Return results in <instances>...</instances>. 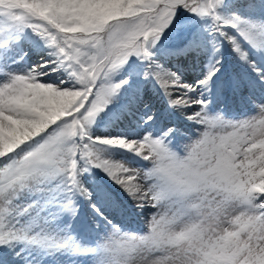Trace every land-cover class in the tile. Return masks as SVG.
<instances>
[{
    "label": "snow or ice",
    "instance_id": "obj_1",
    "mask_svg": "<svg viewBox=\"0 0 264 264\" xmlns=\"http://www.w3.org/2000/svg\"><path fill=\"white\" fill-rule=\"evenodd\" d=\"M170 38L167 55L202 66L194 82L159 59ZM25 41L45 57L14 69ZM133 75L199 126L194 139L153 131L148 104L137 131L94 134L106 110L137 118L139 90L122 100ZM223 87L253 114L212 111ZM93 169L156 210L145 231L110 219L122 209L109 195L93 200ZM81 198L104 225L88 243L61 226ZM0 264H264V0H0Z\"/></svg>",
    "mask_w": 264,
    "mask_h": 264
},
{
    "label": "rangeland",
    "instance_id": "obj_2",
    "mask_svg": "<svg viewBox=\"0 0 264 264\" xmlns=\"http://www.w3.org/2000/svg\"><path fill=\"white\" fill-rule=\"evenodd\" d=\"M190 21L187 20L181 25L189 24ZM170 40L164 41V49L161 50L158 55L161 56L162 63L165 67L171 68L173 71H178L181 77L186 82H194L195 79L201 76L202 66L197 63L193 65L191 59L184 57L172 59L171 56H167L166 50L169 48ZM21 47L28 55L23 59V61L12 65L14 69H21L25 66H30L33 63H40L41 59L45 57V50L41 48H36L32 41H25ZM33 53V54H32ZM225 54V72H231L234 68L232 61V56L228 48L224 49ZM30 58L29 61L26 59ZM176 60V62H175ZM139 61L136 62L137 71L140 70ZM127 73L122 72L121 77ZM141 77L138 75H133L130 80L131 88L122 94V100L127 101L129 98L135 101V93L139 90L140 100L136 103L137 108V118H132L128 116H119L115 122L107 123L103 113L97 118L95 125L93 126V132L96 135L111 134L116 135L120 132L132 130L137 131V125L139 123L138 117L141 111L144 110V105L148 104L152 110L156 113L158 117L157 124L153 127V131L158 128L171 127L176 129V135L173 136L172 143L174 146H180L188 142L189 138H195L197 132L201 129L198 125H195L192 121L186 119L185 114L180 110L170 109L167 103V99L164 97L163 93L159 90V87L152 81L147 83H142ZM209 99L212 103V111L222 112L226 117L233 119H241L247 115H252L253 105L246 98V95L234 94L229 88L223 87L219 91H216L214 95L210 96ZM117 101V105H119ZM112 106H110L111 108ZM112 110L119 113L120 108H112ZM111 110V111H112ZM107 110L104 112L106 113ZM108 111L107 113H109ZM139 127H143L140 125ZM116 159H124L125 155L116 151L113 153ZM134 167L141 166L140 162L137 160L133 164ZM85 186L93 193V200L99 198V195L107 194L116 203L120 205L122 211H112V215L109 218L115 217L117 222H120L126 230L142 232L147 228V222L151 215L156 211L152 207L137 208L135 202L121 189L118 185L113 183L108 176L100 169H93L91 173H85L82 177ZM141 213V214H140ZM64 223L72 225V232L75 234L82 242L88 243L94 241L102 234V229L104 225L100 223L99 220L95 219L91 209V205L87 199L81 198L79 201V212L75 220L69 217H64L61 226ZM99 225V226H98Z\"/></svg>",
    "mask_w": 264,
    "mask_h": 264
},
{
    "label": "trees",
    "instance_id": "obj_3",
    "mask_svg": "<svg viewBox=\"0 0 264 264\" xmlns=\"http://www.w3.org/2000/svg\"><path fill=\"white\" fill-rule=\"evenodd\" d=\"M190 15H191L190 13H184L183 10H181V13H180V23H179L178 27H182L181 24L183 22L189 20V16ZM176 35H177V33L175 31L171 34L172 37H175ZM175 43H176V41L174 39H171L170 40V43H169V47L172 46V45H174ZM167 56H169V55H167ZM158 57H159V55H158ZM172 57L173 56H171L170 58H172ZM175 58H180V57H175ZM175 58H172V59H175ZM159 59L162 61L163 58L160 56ZM175 62H176V60H175ZM106 119H107V123H112V122H115L117 120L116 117L113 116L112 114H107L106 115Z\"/></svg>",
    "mask_w": 264,
    "mask_h": 264
},
{
    "label": "bare ground",
    "instance_id": "obj_4",
    "mask_svg": "<svg viewBox=\"0 0 264 264\" xmlns=\"http://www.w3.org/2000/svg\"><path fill=\"white\" fill-rule=\"evenodd\" d=\"M33 54V53H32ZM30 60V58H28V59H26V61H29ZM102 194L101 195H99V198H102ZM141 214V213H140Z\"/></svg>",
    "mask_w": 264,
    "mask_h": 264
}]
</instances>
